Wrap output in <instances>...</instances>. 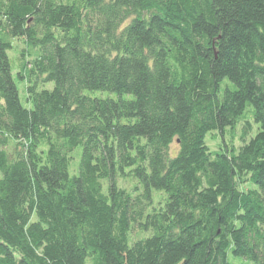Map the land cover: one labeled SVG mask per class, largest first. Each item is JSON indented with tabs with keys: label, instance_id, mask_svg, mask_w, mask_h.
I'll use <instances>...</instances> for the list:
<instances>
[{
	"label": "trees",
	"instance_id": "16d2710c",
	"mask_svg": "<svg viewBox=\"0 0 264 264\" xmlns=\"http://www.w3.org/2000/svg\"><path fill=\"white\" fill-rule=\"evenodd\" d=\"M0 264H264V0H0Z\"/></svg>",
	"mask_w": 264,
	"mask_h": 264
},
{
	"label": "rangeland",
	"instance_id": "374dc122",
	"mask_svg": "<svg viewBox=\"0 0 264 264\" xmlns=\"http://www.w3.org/2000/svg\"><path fill=\"white\" fill-rule=\"evenodd\" d=\"M15 55L16 54L13 55L12 52L10 53L11 57L12 56L15 57ZM15 82H16V85H17V88H18L20 102L22 103V105L24 107H26V108L30 107L31 104L29 102H27V100H26V89H25L26 88V84H25V82L24 81H19L16 78H15ZM211 145H212L211 147L214 148V146H213L214 144L211 143ZM171 150H172V152H174L176 150V147H175L174 144L171 146ZM76 151H78V154H79V150H76ZM78 161H79V156L75 155V160L73 162V166H75ZM73 169H74V167H73ZM73 169L71 170V173H73Z\"/></svg>",
	"mask_w": 264,
	"mask_h": 264
}]
</instances>
